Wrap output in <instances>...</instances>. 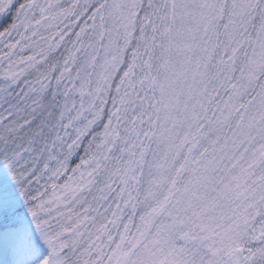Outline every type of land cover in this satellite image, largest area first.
<instances>
[{"label": "snow or ice", "instance_id": "6c2138e0", "mask_svg": "<svg viewBox=\"0 0 264 264\" xmlns=\"http://www.w3.org/2000/svg\"><path fill=\"white\" fill-rule=\"evenodd\" d=\"M0 264H264V0H0Z\"/></svg>", "mask_w": 264, "mask_h": 264}]
</instances>
